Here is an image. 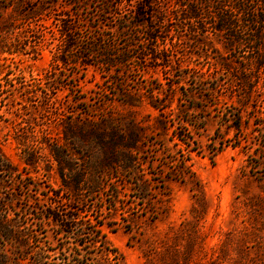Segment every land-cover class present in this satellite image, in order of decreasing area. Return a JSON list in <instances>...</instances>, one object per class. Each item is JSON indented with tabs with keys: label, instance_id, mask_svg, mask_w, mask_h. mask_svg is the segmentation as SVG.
<instances>
[{
	"label": "trees",
	"instance_id": "trees-1",
	"mask_svg": "<svg viewBox=\"0 0 264 264\" xmlns=\"http://www.w3.org/2000/svg\"><path fill=\"white\" fill-rule=\"evenodd\" d=\"M36 1L26 0L25 4L15 6L18 18L12 29L24 34L34 33L42 40L40 42L49 44L53 42H49L46 34L56 29L58 43L54 47L51 68L43 78L31 76L29 80L23 75L11 79L15 73L8 71L0 92L14 97L12 106H19L18 116L22 117L21 110L25 112L23 116H32L34 112L30 110L34 109L43 117H49L57 128L56 135L42 130L38 137L33 129L27 131L23 139L14 138L25 146L24 159L28 167L38 169L40 151L45 147L49 149V160L57 164L62 181L59 188L50 187L49 191L37 186L33 189L30 185L27 188L44 198L39 199V207L34 212V218L39 220L36 224L42 226L46 222L57 226V235H61L64 246L70 244L64 240L73 239V248L78 252L85 248L103 255L112 252L102 232L106 224L88 208H83L89 201L86 194L91 197L96 189H103L101 176L114 165L134 170L139 163L135 153H140L139 129L134 120L130 121L124 140L112 117L97 116L96 110L103 100L99 99V104L91 107L84 98H76L75 107L64 102L75 90V86L69 84L58 85L59 76L69 64L84 71L97 68L102 76L125 74V78L133 63L140 74L148 69H161L165 82L156 84L143 80L136 94L145 91L147 104L158 112L155 120L158 128L174 127V138L178 140L175 146L185 151L187 158L193 151L192 137H186L182 130L187 132L189 126L196 128L192 112L210 111L216 112L218 117L231 118V128L238 131L242 130L245 116L255 119L261 122L257 125L262 126L260 131L264 137V0H101L95 6L92 5L95 0H64L62 3L42 0L37 4ZM110 30L125 38L128 47L125 51L107 41L106 33ZM5 31L8 33L10 29ZM9 46L2 52L29 54L27 43L21 51L14 45ZM36 46L32 45L31 52L38 53ZM190 62L197 64V68L190 67ZM119 82L121 86L126 85V79ZM63 90L66 95L61 97L59 91ZM178 90L186 97L181 101L189 103L174 107V93ZM126 98L125 104L134 106L135 97L131 101ZM84 103L89 109L77 108ZM176 118L181 128L175 125ZM223 146L221 143L217 150L221 152ZM120 147L125 148V152L120 151ZM186 156L184 163L189 160ZM17 176L15 167L0 148V238L5 241L0 264H9L6 244L13 247L24 244L18 229L21 217L1 200L5 179L15 180ZM30 238L35 244L39 243L31 235ZM60 251L63 255L67 249ZM22 260L26 257L19 256L17 264ZM85 260L90 259L83 256L84 264H93ZM39 264L50 263L42 260Z\"/></svg>",
	"mask_w": 264,
	"mask_h": 264
},
{
	"label": "rangeland",
	"instance_id": "rangeland-1",
	"mask_svg": "<svg viewBox=\"0 0 264 264\" xmlns=\"http://www.w3.org/2000/svg\"><path fill=\"white\" fill-rule=\"evenodd\" d=\"M24 1L0 0V85L6 84L4 76L8 71L15 73L11 79L23 75L29 80L31 76L43 78L51 68L54 47L58 43L56 29L55 33L46 34L52 44L40 42L42 40L34 33L24 34L12 29L18 18L15 6ZM39 1L42 0H37L36 4ZM99 2L101 0H95L92 5ZM6 29L10 31L6 33ZM106 34L107 41L121 51L128 48L125 38L116 31ZM141 39L144 41L142 36ZM26 43L29 54L2 52L9 45L21 51ZM32 45H37L38 53L31 52ZM190 67L197 68V64L190 62ZM62 73L58 85L75 86L74 95L64 101L69 102L70 107H75L76 98L86 99L90 107L99 104V99L103 100L96 110L97 116L112 117L124 140L130 121L136 122L140 153L135 156L139 163L130 171L114 165L101 176L103 189H96L91 197L86 194L89 201L83 208H88L106 224L102 232L112 252L103 255L92 252L91 248L78 252L73 248V239L64 240L70 242L64 246L61 235H57V226L46 222L42 226L36 224L39 220L34 218V212L39 207V199L44 198L27 188L29 185L42 191L59 188L62 181L57 164L49 160V149L45 147L40 151L38 169L28 167L24 159L25 146L14 138L23 139L26 132L33 129L38 137L42 130L56 135L57 128L49 117H43L34 109L30 110L34 112L32 116H23V110L20 111L22 117L18 116L19 106H12L14 97L0 92V148L18 175L15 180L5 179L1 200L21 217L18 229L24 242L17 244L18 247L6 244L9 264H17L19 256L26 257L19 264H39L42 260L50 264H84L83 256L90 259L86 262L93 261V264H264V137L260 131L262 126L257 125L261 122L245 116L242 130L238 131L231 128V118L218 117L216 112L210 111L192 112L196 128L189 126L187 132L182 130L186 137H192L193 151L187 158L186 152L175 146L178 140L174 138V127L158 128L155 124L158 112L147 104L145 91L136 94L143 80L164 83L161 69H148L140 74L133 63L125 78V74L102 76L97 68L84 71L69 64ZM123 79L126 85L121 86L118 80ZM65 95L66 91H59V96ZM174 95V107L189 103L181 101L186 99L181 90ZM133 96L134 106L125 104L126 97L131 101ZM77 108L89 109L85 103ZM175 125L182 127L177 118ZM221 143L224 148L219 152ZM120 151L125 152V148L120 147ZM184 156L189 159L186 163ZM29 235L39 243L29 240ZM4 244L0 238V255ZM64 247L68 252L61 255Z\"/></svg>",
	"mask_w": 264,
	"mask_h": 264
}]
</instances>
